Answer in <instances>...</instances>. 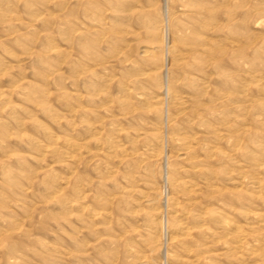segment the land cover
Listing matches in <instances>:
<instances>
[{"label":"rangeland","instance_id":"374dc122","mask_svg":"<svg viewBox=\"0 0 264 264\" xmlns=\"http://www.w3.org/2000/svg\"><path fill=\"white\" fill-rule=\"evenodd\" d=\"M261 148L264 0H0V264H264Z\"/></svg>","mask_w":264,"mask_h":264},{"label":"bare ground","instance_id":"6f19581e","mask_svg":"<svg viewBox=\"0 0 264 264\" xmlns=\"http://www.w3.org/2000/svg\"><path fill=\"white\" fill-rule=\"evenodd\" d=\"M117 56V55H116ZM257 104L258 105H261V104H263V101H261V99H258L257 100ZM261 156H260V159H263V160H260V159H256L255 161H254V163H252L253 164V167L256 169V170H258V171H261L262 173H263V175H264V149L263 148H261ZM258 173V172H257ZM257 177V176H256ZM255 177V178H256ZM259 179H258V177L256 178V179H253L252 180V182H251V185H253V187H256V186H258V184H259ZM261 182V181H260ZM261 184V183H260ZM259 184V185H260ZM255 189V188H254ZM259 189V188H258ZM172 203H174V202H172ZM253 217H254V219H255V222L254 223H256V225L258 226V225H260V226H263V222H264V220L262 219V217H261V215L260 214H256V213H254L253 214ZM216 219H217V221L219 222V224H221L222 225V228H229L231 225H229L227 222H223V220L219 217V216H217L216 217ZM180 231V234L181 235H185V233H186V231L183 229H180L179 230ZM237 232V231H236ZM238 234H242V233H238ZM231 235V234H230ZM244 234L243 235H239L238 237H235V241L233 242V249H235V251H241L242 250V248H243V241H244ZM254 242V245H260V241L257 239V240H254L253 241ZM245 246V245H244ZM254 247V246H253ZM256 247V246H255ZM248 250V249H247ZM253 251H250L249 252V255H253Z\"/></svg>","mask_w":264,"mask_h":264}]
</instances>
